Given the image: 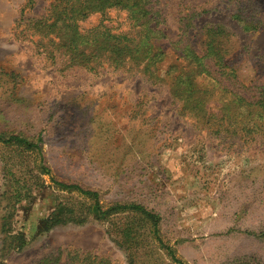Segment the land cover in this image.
<instances>
[{"label":"rangeland","instance_id":"obj_1","mask_svg":"<svg viewBox=\"0 0 264 264\" xmlns=\"http://www.w3.org/2000/svg\"><path fill=\"white\" fill-rule=\"evenodd\" d=\"M51 1L0 0V136L28 144L0 143V264H264V133L195 128L164 76L195 49L257 101L264 0H144L159 81L57 42L35 23ZM92 10L80 34L139 36L128 10Z\"/></svg>","mask_w":264,"mask_h":264},{"label":"trees","instance_id":"obj_2","mask_svg":"<svg viewBox=\"0 0 264 264\" xmlns=\"http://www.w3.org/2000/svg\"><path fill=\"white\" fill-rule=\"evenodd\" d=\"M49 6L55 8L51 21L41 18L35 23L43 24L46 33L53 32L57 42L67 39L70 45H97L100 51L107 53L106 59L118 58L123 62L141 65L143 74L150 73L156 81L161 79L157 75L164 53L156 37L163 36L160 31L148 26L149 22L153 21V14L145 8L144 0H52ZM93 7L100 9L98 13L102 16L110 9L128 10L139 23V36L127 38L126 35L111 34L104 27L98 29V35L92 38H89L88 34H80L77 23L94 13ZM70 49L73 51V48ZM179 57L183 64L171 66L164 76L170 80L169 89L182 117L193 121L195 128L202 131L215 129L216 134H233L235 130L247 134L264 133V88L261 89L260 98L252 102L228 85L236 80L235 77L229 73L216 76L215 71L211 70L213 67H226L222 62L214 63L211 67L206 61L208 56L198 54L195 49L191 50L189 58L183 55ZM12 141L28 145L18 138L0 136L2 144ZM56 263L57 260L52 258L40 262Z\"/></svg>","mask_w":264,"mask_h":264}]
</instances>
